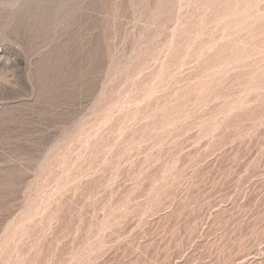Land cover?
<instances>
[{
  "label": "rangeland",
  "instance_id": "374dc122",
  "mask_svg": "<svg viewBox=\"0 0 264 264\" xmlns=\"http://www.w3.org/2000/svg\"><path fill=\"white\" fill-rule=\"evenodd\" d=\"M0 264H264V0H0Z\"/></svg>",
  "mask_w": 264,
  "mask_h": 264
}]
</instances>
